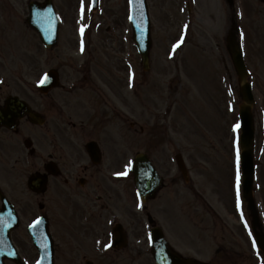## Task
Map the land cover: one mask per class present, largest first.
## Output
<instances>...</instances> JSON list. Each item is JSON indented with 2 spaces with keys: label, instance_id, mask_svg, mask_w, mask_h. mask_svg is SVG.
Listing matches in <instances>:
<instances>
[{
  "label": "rangeland",
  "instance_id": "374dc122",
  "mask_svg": "<svg viewBox=\"0 0 264 264\" xmlns=\"http://www.w3.org/2000/svg\"><path fill=\"white\" fill-rule=\"evenodd\" d=\"M28 1L0 0V100H3L8 94L16 93L38 104L40 101L38 92L34 83H31L28 78L35 80L42 69L44 72L57 70L63 84L74 81L80 85L84 83L81 81V77L86 71L83 67H78L82 59H94L95 62L97 60L96 66L90 64L88 71L93 69V74L103 77L105 84L116 90H120L119 87H115L120 83L126 85L127 73L135 70L137 72L138 93L131 94L126 92V89L117 92L121 101L123 100L125 107L123 110L129 117H134V120L137 121L136 125L131 127L129 124L131 118L123 117L125 124L119 145L123 148V143L128 139L129 145L133 149L139 148L141 151L151 153L158 163L166 169L168 167V152L164 148L163 132L168 133V138L173 145V152L177 150L183 152L186 160H188L191 176L189 186L182 185L187 191L181 189L178 198L179 196L185 197L184 202H188L191 209L193 206L191 203L194 201L190 186H193L203 196H206L219 212L225 213L227 216L231 212L235 217L231 227L235 228L236 233L233 229V233L226 230L224 232V228H219L216 231L213 229L212 214H209L206 209L204 211L197 210L199 217L203 220H196L205 226L207 225L208 229H205V232L201 234L202 237L196 238L195 232L192 236L188 235L195 240V245H201L200 257L205 261L212 262L214 251L218 247L216 243L223 242L234 248L229 250L236 260L230 256V260L226 257L222 260L223 262H216L217 264H264V256L258 254L251 244L253 235H250L252 234L250 223L254 216L251 215L248 203L244 202V210L239 212L237 207V211L234 212L233 198L235 196L234 191L237 189L234 188L236 168L233 165L232 138L235 132L233 124L239 120L238 112L241 104L238 79L234 77L236 86L235 105L229 102L228 89L219 82L218 78L219 55L223 53L227 62L229 61V55L224 52L223 47L224 36L227 32L226 27L238 25L240 28L236 27V31H240L239 39L245 51V58L251 73L250 78L252 82L254 80L253 89L257 103L255 107L257 123L255 158L259 162L256 165L257 172L254 184L256 201L254 207L256 206L258 209L259 220L264 223V0H235L237 15L236 11L233 14L234 7H230L226 0H193L192 7L195 9L193 15L204 18L202 25H200L204 26L205 33L198 30L196 27L198 23L191 22L190 24V22L185 21L187 20L185 0H149L153 18L151 67L149 70H143L140 56L132 43L129 0H101L100 9L96 13H92L90 0H84L83 15L81 14V0H54L61 15V28L58 43L51 50H46L41 46L37 35L26 24ZM220 2H222V7L218 6ZM216 13L218 16H215ZM233 19L234 24L232 23ZM193 20L197 21L194 17ZM215 20L223 22L222 26L221 23L217 25ZM81 27L84 28L83 34L80 31ZM185 28V37L187 36V29L190 30L187 42L183 46L179 44L178 47L174 48ZM80 43L84 44L83 50L78 46ZM215 44L220 47L222 52L218 48L216 50ZM183 52L185 53L181 55ZM170 54H177L178 59L182 60L180 72L179 69L176 70L175 62L168 59L171 57ZM224 64L221 61V67ZM118 70H123L120 76L116 74ZM31 75L33 76L29 77ZM172 79L173 81H171ZM130 82L128 79V84ZM59 90L62 92L61 95H65V89ZM101 91L104 90L101 89ZM114 93L116 95V92ZM71 94L78 95V99L74 100L75 96L68 94L66 101H70L72 106L82 110V116H86V113L95 116L101 115L103 111L108 114L116 111L111 102H109L107 109L106 100L102 102L103 100L93 92H88L87 96L95 98L94 102L97 104L94 108L83 109V105L86 108V102L82 104V100L85 99L83 97L85 95L84 89L80 90L78 94L76 91L71 92ZM106 96L108 97L107 93ZM171 106L172 109L170 110L169 107ZM107 126L110 130L112 124L109 122ZM140 126L144 129L139 128ZM162 126L163 128H161ZM157 128L158 133L154 135ZM70 129L72 130L71 127ZM152 133L154 136L159 134L157 140L151 135ZM108 134L113 139L108 144H116L117 135L113 132ZM38 135L41 136L42 132L39 131ZM4 137L5 141L2 143L0 141V167L4 170H0V178L6 179L11 184L9 195L14 200L18 199L22 202L23 197L17 194V190L23 189L22 185L18 183L19 175L18 173H10L11 161L4 157L6 156L5 153L10 158L14 156L11 147L13 143L18 144L19 137L11 132L4 133ZM153 138L155 141L152 144ZM44 143L42 142L43 145ZM4 148L10 149L11 154ZM119 151L118 147L117 153ZM22 152L23 149L21 154ZM36 159L37 162L42 161L40 157ZM169 160L171 161V157ZM173 165L172 160L171 174L174 176L172 178L177 179V169L175 170ZM57 188L62 190L59 185ZM169 192L172 195L170 188L165 189L162 195L168 196L170 195ZM125 198L126 193L122 200L124 203ZM74 207L77 208L75 203ZM58 209L61 214L63 213L68 217L65 204H58ZM164 213L166 218H169L168 221L170 220V230L165 226L170 232L169 238L173 244L179 245L178 238L181 237L182 224L177 222L172 208L170 215L168 208ZM81 214L82 210L78 212L76 221ZM106 214L107 210L104 212L103 220L108 216ZM237 214H242L244 218L237 216ZM122 220H125L124 215H122ZM140 226L142 229V224ZM77 227L81 230L85 229L84 225L76 224L69 231L71 235L79 236L72 232ZM247 227L250 229V233L247 231ZM81 235L84 236H81L83 241H75L67 236L60 237L57 264H75L76 261H83L80 257L84 253H87L88 257L93 256L96 259V264H102V262L103 264H133L129 255L124 261H122V256H117L116 253H113L112 256L108 254L109 257L106 259L99 258V251L93 247L95 245L93 240L96 236L92 234L89 237L83 233ZM222 237L225 238L222 239ZM198 239L200 243H196ZM81 244L86 245L87 249L81 250L79 247ZM179 246V248H183L182 245ZM75 251L80 252L76 253ZM232 259L234 260L232 261ZM150 262L151 256L147 255L145 263L149 264ZM135 264L140 263L135 262Z\"/></svg>",
  "mask_w": 264,
  "mask_h": 264
},
{
  "label": "flooded vegetation",
  "instance_id": "af4514ba",
  "mask_svg": "<svg viewBox=\"0 0 264 264\" xmlns=\"http://www.w3.org/2000/svg\"><path fill=\"white\" fill-rule=\"evenodd\" d=\"M117 87L122 90V83ZM120 90L115 91L117 97H120L118 94L121 92ZM99 95L103 100L102 102H104L106 100V95L102 92ZM51 99V103L57 108V113L54 112L52 106H47L46 104H43V109L38 110L44 115L45 123L38 130V132H42L43 137L41 138L37 133L36 142L38 149L41 146L42 151L45 153L40 155L41 153H36L35 150L32 157L33 162L36 157L43 158V164H32V167L25 168L22 160L20 164H18L11 158L9 165L10 173H18L19 175L18 183L22 185L23 189L17 190V194L23 197L22 202L18 199L14 200L9 195L11 184L6 179L1 178L3 185L1 184L0 188L2 192L8 196L16 210L18 208L17 205H22V210L24 212L22 220L20 214L21 224L19 230L15 229L11 233L13 240L20 248L22 256L27 259L32 258V254L36 249L24 225V219L27 217L25 213L29 211L30 208L38 212V217H49L51 224L53 223L56 229V231L52 232L53 236H67L75 241H83L81 236H84L81 235V233L89 237L93 234L100 238L98 241L101 247L106 245L108 240H110L112 229L115 224L119 222L124 228V235L127 243L126 247L117 250V253L122 256V261L127 259L129 255L133 264H135V262L141 264V251H143V249L137 241L140 239L143 232L140 226L139 216L133 207L136 201L131 189L132 185L130 178L126 179L125 175H115V173L124 172L126 152L123 148H119L120 151L117 153L119 147L117 143L120 141L119 138H117L116 144H108L110 140H113L108 134L109 132L119 134L118 131L121 129V124L123 123V114L116 108L117 113L120 115L119 117L111 116L109 118V114H107L106 111H103L101 115L93 116L91 113H86V116H82V111L77 109L69 110L68 105L64 103V101L56 100L54 96L53 98L51 97ZM94 99L95 98L91 97L86 102L93 108L97 104V102H93ZM60 104L64 105V111ZM108 104L109 101L106 100L107 109ZM66 113H68V115H66ZM79 115L80 117H77ZM25 120L28 122L27 119L22 120L14 131L5 127H0L1 143L2 135L6 132H11L18 136V143L21 138L25 140L27 138L26 136L32 132L29 130L31 126L25 125L27 124L24 122ZM109 122L112 124L110 130L107 126ZM28 123L31 124L30 122ZM64 123H67L69 127ZM64 126L66 127L65 129L63 128ZM92 141L95 142V145H92L91 149L94 150L96 148L94 155H91L86 149V145ZM42 142H45L44 145ZM5 155L4 157L8 159L9 155L7 153H5ZM34 167L36 168L30 170ZM0 170L4 171L2 168ZM30 176L39 177L40 181L42 178H45L47 181L45 190L41 192L31 190L28 187V182L26 186V181ZM58 185L62 187L61 191L58 190ZM125 193L126 198L124 203L122 200L124 199ZM132 201H134L133 204ZM74 203L77 208L74 207ZM58 204H65L68 217L63 213L61 214L58 209ZM1 207L2 201L0 200V209ZM171 208L172 205H170L168 209L171 210ZM80 210H82V214L76 221V217ZM106 210V215L108 216L103 220ZM118 214H120L119 216L121 217L124 215L125 220L120 222ZM64 218L66 220H63ZM111 219L112 222L110 224L109 221ZM194 223L197 225V222ZM76 224L79 226L84 225L85 227L83 230L79 227H77L76 230H72L73 234L79 236L71 235L69 232ZM224 226H227L225 222ZM55 246V254L57 257L59 253V244L56 242ZM79 247L81 250L87 249L86 245L81 244ZM93 247L95 250H98L97 246L94 245ZM75 252L79 253L80 251ZM102 257L106 259L109 255L108 253L102 254L99 258ZM80 258L83 261H76L75 264H90L88 260L91 259L88 258L87 253L81 255ZM95 260L94 258V264L96 263ZM9 263L11 262L8 261V264Z\"/></svg>",
  "mask_w": 264,
  "mask_h": 264
},
{
  "label": "water",
  "instance_id": "95a60500",
  "mask_svg": "<svg viewBox=\"0 0 264 264\" xmlns=\"http://www.w3.org/2000/svg\"><path fill=\"white\" fill-rule=\"evenodd\" d=\"M133 6V14L132 20L135 31V39L137 40L138 46L141 50L144 64L148 66V58H149V47L151 44L150 33H149V21L147 17L146 3L145 0H132ZM31 17L29 19L30 24L40 32L41 38L46 46L53 45L57 40V31L59 26V20L55 9L53 7L52 1H48L44 5H39L35 2L30 4ZM236 63L238 70L241 75V79L243 81L242 93L244 95V99L247 103L251 104L252 96L247 88L248 84L246 82V74L244 70V64L241 58L240 50L236 47L234 51ZM15 103L17 101H11L8 111H12V117L10 119H14V117H18L22 114L23 108H19ZM15 108L20 112H15ZM251 107L246 105L242 110V117L244 120V127L247 131L245 139H243V147H244V166H245V186L248 190H246V197L250 194V186L252 183V118H251ZM14 115V117H13ZM5 117V116H4ZM3 115L0 113V123L4 122ZM137 165H139V169L137 170V174L139 175L138 181L140 182L141 190L145 192V194H150L152 190L155 188L158 183V179L156 178V171L152 167V165L148 162V160L141 156L137 160ZM249 192V193H248ZM264 248V241L261 243ZM158 258L161 261V258H166L165 255L168 254L172 258L177 261L178 264H185L187 261L180 259V257L170 253L168 251H159ZM182 261L184 263H182ZM189 261V260H188ZM162 262V261H161ZM163 263V262H162Z\"/></svg>",
  "mask_w": 264,
  "mask_h": 264
},
{
  "label": "snow or ice",
  "instance_id": "6c2138e0",
  "mask_svg": "<svg viewBox=\"0 0 264 264\" xmlns=\"http://www.w3.org/2000/svg\"><path fill=\"white\" fill-rule=\"evenodd\" d=\"M84 12V0H81V14L83 15ZM81 34H83L84 28L81 27L80 29ZM179 43L177 45H175L174 47H178ZM81 50H83V47L81 48ZM47 77L45 76V79ZM41 83H43L44 81L41 80ZM240 128L239 123H237L236 125H234V129L238 130ZM236 164H237V170H236V188H237V198H239V191H240V148H239V144L237 142V149H236ZM126 168L128 167L127 165L125 166ZM115 175L117 176H121V175H127V172H118L115 173Z\"/></svg>",
  "mask_w": 264,
  "mask_h": 264
}]
</instances>
